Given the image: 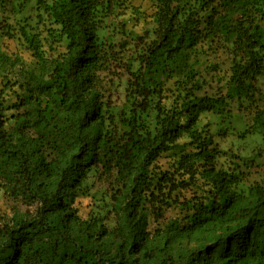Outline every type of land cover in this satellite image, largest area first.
<instances>
[{"label":"trees","instance_id":"16d2710c","mask_svg":"<svg viewBox=\"0 0 264 264\" xmlns=\"http://www.w3.org/2000/svg\"><path fill=\"white\" fill-rule=\"evenodd\" d=\"M149 2L0 0V264H264V179L202 123L264 131V0Z\"/></svg>","mask_w":264,"mask_h":264},{"label":"rangeland","instance_id":"374dc122","mask_svg":"<svg viewBox=\"0 0 264 264\" xmlns=\"http://www.w3.org/2000/svg\"><path fill=\"white\" fill-rule=\"evenodd\" d=\"M133 6L139 7L141 11L150 13L151 5L149 0H130ZM10 44V43H9ZM11 50H17L15 44L9 45ZM22 53L23 58L28 55ZM209 61L220 63L218 74H210L212 79H223L224 75L228 73V60L225 55H221L220 59L215 55L209 57ZM256 86L264 93V76L257 79ZM231 114L222 121V118L214 114H204L202 116V123H208L212 133H218L220 127H227L225 129L226 136H215L219 148L224 151L223 157L219 159L218 164L222 167H234L243 173V182L241 186L246 187L253 182H260L264 179V131L256 134H246L241 136L243 129L251 124L252 115L245 107L238 109L237 104L230 105ZM6 201L3 199L0 192V214L7 213ZM87 205V201L80 202L81 209ZM84 213V210H82Z\"/></svg>","mask_w":264,"mask_h":264}]
</instances>
